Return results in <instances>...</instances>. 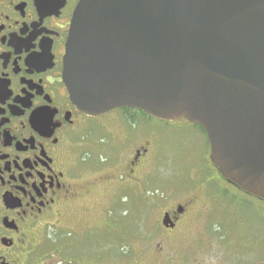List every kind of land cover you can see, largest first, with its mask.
Listing matches in <instances>:
<instances>
[{"label":"water","instance_id":"95a60500","mask_svg":"<svg viewBox=\"0 0 264 264\" xmlns=\"http://www.w3.org/2000/svg\"><path fill=\"white\" fill-rule=\"evenodd\" d=\"M63 73L87 115L199 124L221 176L264 199V0H80Z\"/></svg>","mask_w":264,"mask_h":264},{"label":"flooded vegetation","instance_id":"af4514ba","mask_svg":"<svg viewBox=\"0 0 264 264\" xmlns=\"http://www.w3.org/2000/svg\"><path fill=\"white\" fill-rule=\"evenodd\" d=\"M79 2L0 0V264H117L110 261V224L62 221L79 207L90 210L84 201L99 193L100 184L109 188L127 176L142 187L149 142L132 149L122 162L120 158L121 174L107 168L115 154L94 164L83 148L94 132L89 124L109 112L96 117L83 113L64 80L66 43ZM207 140V159L217 177L258 201L252 237L264 246V199L221 176ZM97 143L108 145L105 137ZM189 202L164 211L160 247L184 234ZM96 208L108 218L106 208ZM98 236L103 238L99 246L85 250Z\"/></svg>","mask_w":264,"mask_h":264},{"label":"rangeland","instance_id":"374dc122","mask_svg":"<svg viewBox=\"0 0 264 264\" xmlns=\"http://www.w3.org/2000/svg\"><path fill=\"white\" fill-rule=\"evenodd\" d=\"M117 110L89 124L94 132L83 148L94 164L115 154L107 168L121 174L120 162L132 149L149 142L142 187L122 175L119 184L109 188L100 184L99 193L84 201L90 210L79 207L67 213L62 225L110 224L106 231L111 239L110 261L117 264H255L264 260V246L252 237V220L259 222V203L217 177L207 159L209 144L203 129L186 119L169 122L140 113L135 115L136 123H130ZM103 137L107 146L97 143ZM188 201L192 208L183 222L184 234L165 240L160 247L164 211ZM98 206L107 209V219ZM93 240L85 250L96 249L103 238Z\"/></svg>","mask_w":264,"mask_h":264},{"label":"trees","instance_id":"16d2710c","mask_svg":"<svg viewBox=\"0 0 264 264\" xmlns=\"http://www.w3.org/2000/svg\"><path fill=\"white\" fill-rule=\"evenodd\" d=\"M119 110L123 111L126 114L127 119L131 120V121H135V117L134 116L136 115V113H140L143 116L150 117L145 112L140 111V110H136V109L123 108V109H119Z\"/></svg>","mask_w":264,"mask_h":264}]
</instances>
